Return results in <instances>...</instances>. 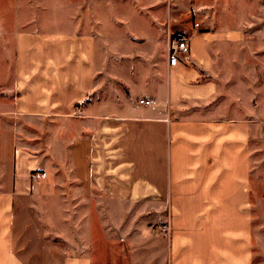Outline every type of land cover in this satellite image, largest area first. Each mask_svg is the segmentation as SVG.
<instances>
[{"label": "crops", "instance_id": "1", "mask_svg": "<svg viewBox=\"0 0 264 264\" xmlns=\"http://www.w3.org/2000/svg\"><path fill=\"white\" fill-rule=\"evenodd\" d=\"M189 2H62L74 28L16 31L11 78L0 80V264H257L260 120L239 96L249 83L237 60H257L249 44L260 37L219 26L222 0ZM133 22H149L151 33ZM182 36L191 53L171 66L170 43ZM137 82L151 94L135 104ZM126 97L121 113L102 109ZM48 199L63 215L49 227ZM148 242L154 254L133 253Z\"/></svg>", "mask_w": 264, "mask_h": 264}, {"label": "rangeland", "instance_id": "2", "mask_svg": "<svg viewBox=\"0 0 264 264\" xmlns=\"http://www.w3.org/2000/svg\"><path fill=\"white\" fill-rule=\"evenodd\" d=\"M38 1V0H37ZM181 3L182 8L189 6L190 0H178ZM211 2L212 0H205ZM36 2V1H34ZM72 4L75 0H40L39 9L37 5L31 6V0H0V80L9 81L11 76V65L14 63V51H15V37L16 31L23 30H37L42 28L43 30H69L74 28L69 21H65L61 14V3ZM46 3V4H43ZM72 6V5H71ZM37 8V9H36ZM31 9L39 10L37 14L31 13ZM74 8H69L68 13L75 16ZM221 21L219 26L223 28L227 27H239L242 28L248 35L258 34L260 39L257 42L252 41L249 46L252 49H258L259 55L258 59L253 62L248 58L246 54H241L237 60L243 61L246 64L243 67V75H245V80L248 81L249 85L243 87L244 93L239 96L249 107L257 110V117L260 120V131L259 138L257 141V147L254 150V162H253V200H254V219H255V249L257 252V264H264V0H222L221 5L218 8ZM224 10V11H223ZM31 15L33 18L31 19ZM51 21V22H50ZM68 22V23H67ZM71 22V21H70ZM71 24V25H70ZM105 24V23H104ZM133 27L143 31L142 33L150 34V24L149 22H133ZM122 31V30H120ZM108 34L118 35L119 29L109 31ZM111 43L115 44L116 40L108 38ZM250 42V41H249ZM102 44V42H101ZM110 60L111 65H114L113 61L116 60V56H112ZM233 58L230 62H234L236 58L235 54L229 55ZM249 59V60H247ZM133 60L138 61L139 58H133ZM135 61V62H136ZM129 63H122V65ZM229 66V65H228ZM113 69V68H112ZM112 77L116 74L114 70L108 72ZM108 73L101 75L100 80L103 81L104 89L101 88L99 97L103 98L108 92L109 84L111 83V78ZM136 75L141 76L140 73ZM139 80V78H136ZM117 83V82H115ZM139 83V82H137ZM136 89H132L131 92V103L135 104L138 102V97L140 95H150V90L138 84ZM100 98V100H102ZM127 103V97L123 106H109L108 102H103L105 105L102 109L105 112H122V110L127 109L124 107ZM154 107V105L152 106ZM152 107L148 108L151 109ZM101 109V110H102ZM41 213L43 218L41 219L45 226L49 227V223H58L61 221V214L58 213V202L48 199L41 202ZM69 214L66 215L67 221V237L68 240H75V204L74 202L69 205ZM63 218V217H62ZM64 220V219H62ZM48 235L56 239H64L65 237L58 236L60 233L59 229L51 228L47 230ZM150 241V240H149ZM146 245V248L145 246ZM140 244L132 246V251L135 255H139L140 252L145 251L146 255L154 254L155 244L153 242H148V244ZM145 251V252H146ZM144 255V254H143ZM106 258V257H104ZM138 264V263H137ZM148 264H155L154 260Z\"/></svg>", "mask_w": 264, "mask_h": 264}, {"label": "built area", "instance_id": "3", "mask_svg": "<svg viewBox=\"0 0 264 264\" xmlns=\"http://www.w3.org/2000/svg\"><path fill=\"white\" fill-rule=\"evenodd\" d=\"M196 28L200 26V24L195 23ZM191 53V40L188 36L179 37L176 40H172L169 46V62L171 66L177 65L179 59L188 57ZM141 104L149 105L150 101L141 99Z\"/></svg>", "mask_w": 264, "mask_h": 264}]
</instances>
